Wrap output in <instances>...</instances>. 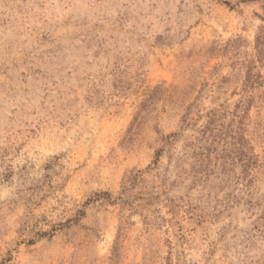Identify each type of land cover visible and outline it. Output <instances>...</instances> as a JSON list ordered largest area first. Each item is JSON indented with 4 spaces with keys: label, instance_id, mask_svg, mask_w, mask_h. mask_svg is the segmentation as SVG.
I'll list each match as a JSON object with an SVG mask.
<instances>
[{
    "label": "rangeland",
    "instance_id": "obj_1",
    "mask_svg": "<svg viewBox=\"0 0 264 264\" xmlns=\"http://www.w3.org/2000/svg\"><path fill=\"white\" fill-rule=\"evenodd\" d=\"M0 264H264V0H0Z\"/></svg>",
    "mask_w": 264,
    "mask_h": 264
}]
</instances>
